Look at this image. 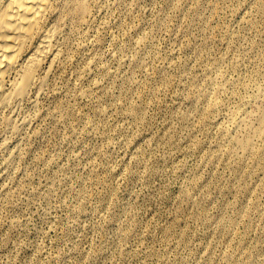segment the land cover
Wrapping results in <instances>:
<instances>
[{
    "label": "rangeland",
    "instance_id": "rangeland-1",
    "mask_svg": "<svg viewBox=\"0 0 264 264\" xmlns=\"http://www.w3.org/2000/svg\"><path fill=\"white\" fill-rule=\"evenodd\" d=\"M54 6L59 60L0 122V264H264V139L236 141L264 0Z\"/></svg>",
    "mask_w": 264,
    "mask_h": 264
},
{
    "label": "bare ground",
    "instance_id": "bare-ground-1",
    "mask_svg": "<svg viewBox=\"0 0 264 264\" xmlns=\"http://www.w3.org/2000/svg\"><path fill=\"white\" fill-rule=\"evenodd\" d=\"M56 1L0 0V122L4 126L13 125V129H19L29 124L30 118L17 119L15 114L23 103H37L33 92H41L44 75H48L59 60L57 32L49 24ZM77 10L84 13L87 9L80 4ZM252 116L253 113L247 111L236 117L238 127L253 130V134L236 140L247 152L254 149L259 141L256 138L264 139V104L259 109L257 125L252 124Z\"/></svg>",
    "mask_w": 264,
    "mask_h": 264
}]
</instances>
